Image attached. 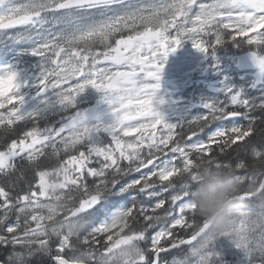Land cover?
I'll return each mask as SVG.
<instances>
[{
    "label": "snow or ice",
    "instance_id": "6c2138e0",
    "mask_svg": "<svg viewBox=\"0 0 264 264\" xmlns=\"http://www.w3.org/2000/svg\"><path fill=\"white\" fill-rule=\"evenodd\" d=\"M260 29L264 0H0V37L29 44L41 68L31 79L17 63L0 64V139L16 137L0 150V264H223L215 249L221 237L248 264H264V200L245 199L230 229L208 240L193 229L191 201L203 166L231 168L244 183L264 173V95L248 99L226 84L223 99L205 102L206 112L184 124L169 123L155 106L168 57L186 42L213 59L225 44L248 45L258 69L253 87L264 89ZM90 87L109 105L110 124L92 125L75 112L59 127H40L45 113L74 109ZM30 96L40 101L31 110ZM101 131L111 144L98 143ZM47 148L55 157L72 154L45 168ZM17 158L38 180H24ZM133 173L139 176L121 183ZM57 214L79 215L89 230L79 237L71 225L50 232ZM171 250L182 254L161 255Z\"/></svg>",
    "mask_w": 264,
    "mask_h": 264
},
{
    "label": "trees",
    "instance_id": "16d2710c",
    "mask_svg": "<svg viewBox=\"0 0 264 264\" xmlns=\"http://www.w3.org/2000/svg\"><path fill=\"white\" fill-rule=\"evenodd\" d=\"M21 2H22V0H21ZM20 30H22V29L18 28V29H13V30H9V31L13 32V31H20ZM226 31H231V30H226ZM205 39L213 40L214 37H205ZM246 39H247V37L239 36V35L237 36V40L244 41ZM29 47H30V45L27 43L17 44V43L10 41V40H6L3 37H0V60L3 62V64L17 63L20 65L21 70L26 71L31 75V78H38L39 72L41 71L40 63H38L39 59L36 57H33L27 53V50L29 49ZM248 51H251V49L246 44H241V45H239V47H237L231 43H228L222 47H219L216 51L215 60H213L212 67L210 65L207 69H204L201 71L202 78H207L210 80H212L211 78H214L213 81L216 82L219 78H221V72L220 71L224 72L223 68L225 66H227V64L231 61L229 59V56L231 58L232 57L235 58L237 55L244 53V52H248ZM221 57H223V58H221ZM224 59H226V60H224ZM217 61L219 62V67H214V65L217 64ZM231 63L233 64V61H231ZM215 73H217V75H215ZM235 74H236V78L233 80L236 83L235 88L239 90V88H240L239 78H238L237 71L234 68V72L231 75H235ZM194 76L195 75L191 76V79H194ZM186 90H187V96H189L191 98V100L187 101V103H186L187 113H186L185 119L182 120L183 121L182 124H184L187 121H189L195 117H198V116H200L206 112V109L202 108L201 104L197 103L199 99H197L195 97L196 96L195 83L192 82V85H188ZM101 99H102V93H100L96 89L90 87L77 98L76 107L74 109H69V111L67 113L59 111L58 109H54V110H51V111L45 113L44 117L40 120V127L42 129L48 128V127H59L60 123L64 120V118L67 115L74 114L75 112L84 113L91 108H97L98 103ZM27 101H28V103H31L33 101L37 102V99H33L30 96ZM212 101H216V100H212ZM9 107H11V105ZM0 111H2V110H0ZM240 122L245 123L244 121H240ZM97 123H101V122L96 121V120L92 121V125H95ZM217 126H218V124H213L209 129H206V132H211ZM16 128L18 131L22 132L24 125L19 124L16 126ZM201 135H203V134H201ZM13 138H16L15 135L9 134L4 139H0V150H3L5 144L10 143ZM96 139H97L98 143H100V144H105V143L111 144V138L107 135V133H105L103 131H101L98 134ZM124 139L127 140L126 138H124ZM249 139H251V138H249ZM112 146L114 147V145H112ZM212 147L215 148L216 145L213 144ZM79 150H85L86 151V148L83 145H78L77 151H79ZM45 152L47 155L41 158V161H43L42 167H45V168L55 166L58 161L67 160L69 158V155L72 154V153L61 152L59 157L51 156V148L45 149ZM93 160L95 161L96 157H93ZM125 164H126V162H125ZM89 166L90 167H98L99 165L98 164H92ZM17 168L22 169L24 171V173H25L24 174V180H32V181L38 180V177L36 176V170L31 165H29V162L27 160L17 158ZM18 175H19V171L14 172L12 174V177L15 178ZM135 176H139V173H133L130 176L123 177L121 180V183L129 181ZM93 179L94 178H92L91 176L86 177L87 183L90 185L92 184ZM3 180H4V177H0V181H3ZM22 184H23V182L21 181V186H22ZM58 203L60 204V208L65 207L63 201H58ZM254 210L256 212L261 211L259 208H254ZM102 215L103 214H101V216ZM56 217H60L59 214H57L54 217V219ZM78 217H79V215L71 217L69 220L61 219L62 225L66 226L67 224H70L71 226H73V222ZM13 219H14V217H13ZM97 219H100V217L98 216ZM125 231H127V229H125ZM174 231H180L181 234H183V231L180 229H176ZM121 235H123V233H121ZM104 238L105 237H100L101 240H103ZM116 238L117 237L115 235H113V239H116ZM165 243H166V240H161V244H165ZM216 245L221 246L222 245L221 240L218 239L216 242ZM142 246H144V245H142ZM186 250H187V248H185V251ZM181 254L182 253H180L178 250H176V251L172 252L171 254H166V255L168 256L169 260H171L172 256L181 255ZM220 256L222 257V259L226 260L230 257V254L229 253H225V254L220 253ZM2 258L3 257L0 256V259H2ZM33 264H35V261H33Z\"/></svg>",
    "mask_w": 264,
    "mask_h": 264
},
{
    "label": "clouds",
    "instance_id": "9594fccd",
    "mask_svg": "<svg viewBox=\"0 0 264 264\" xmlns=\"http://www.w3.org/2000/svg\"><path fill=\"white\" fill-rule=\"evenodd\" d=\"M249 198L264 200V173H253L248 182L244 183L231 168L203 166L199 180L191 190V201L198 218L193 229L199 232V238L208 240L228 231L243 207L244 200ZM47 203L56 206L54 201ZM205 224L207 227L200 231ZM61 225V218L56 217L48 229L51 232ZM88 230L89 225L82 218L78 217L73 222L72 231L75 236H82ZM135 248L133 244L126 250L129 256L135 255Z\"/></svg>",
    "mask_w": 264,
    "mask_h": 264
},
{
    "label": "rangeland",
    "instance_id": "374dc122",
    "mask_svg": "<svg viewBox=\"0 0 264 264\" xmlns=\"http://www.w3.org/2000/svg\"><path fill=\"white\" fill-rule=\"evenodd\" d=\"M170 58H172V61L174 63H172L174 65V67L176 69H184V70H191L193 69L194 66H196L199 62H198V58H199V55L197 53L196 50H192V51H185L183 52L182 54L179 52V53H174L170 56ZM254 73V72H253ZM171 76L172 78L174 77V82L176 83L177 81L180 80V76L173 72L171 73ZM248 81V85L251 86V85H254L257 81V74L254 73V75L252 74V72H249L248 74H245L244 76ZM184 79V78H183ZM229 85L231 86V84H229L228 82L224 81V82H221L220 84L218 85H212V84H208V83H203L201 88H200V96H205L206 98H209V99H212L215 97V94L217 93H221L224 86L225 85ZM174 104L177 103V102H173ZM177 105L174 106V108H176ZM101 116L104 117L106 115H108V112H109V107L108 106H105L102 108L101 110ZM164 112H166V110H164ZM163 112V113H164ZM166 114V113H164ZM57 206V204H56ZM70 224H67L66 226H68ZM228 238V237H227ZM227 243H228V247L226 249L230 250V252L235 248V251L238 250L235 245L232 243L231 239L229 238V240H227ZM216 251L219 253L221 250L219 249V247H216L215 248ZM228 250H225L227 252H229ZM241 251V250H239ZM226 252V253H227ZM232 257L234 258V255H232ZM237 262L236 264H248V259L247 257L244 255V254H240V253H237Z\"/></svg>",
    "mask_w": 264,
    "mask_h": 264
},
{
    "label": "water",
    "instance_id": "95a60500",
    "mask_svg": "<svg viewBox=\"0 0 264 264\" xmlns=\"http://www.w3.org/2000/svg\"><path fill=\"white\" fill-rule=\"evenodd\" d=\"M184 247H186V246H184ZM171 251H173V250H171ZM161 254H164V253H161Z\"/></svg>",
    "mask_w": 264,
    "mask_h": 264
}]
</instances>
